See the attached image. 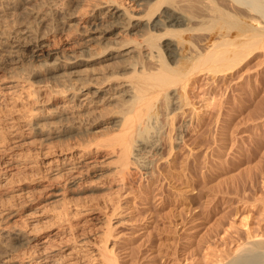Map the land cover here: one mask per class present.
I'll use <instances>...</instances> for the list:
<instances>
[{
	"label": "rangeland",
	"instance_id": "rangeland-1",
	"mask_svg": "<svg viewBox=\"0 0 264 264\" xmlns=\"http://www.w3.org/2000/svg\"><path fill=\"white\" fill-rule=\"evenodd\" d=\"M13 1L0 0V149L21 154L4 169L5 195L29 203L26 212L34 211L29 220L44 228L54 223L65 202H53L51 191L63 180H50L54 170L47 162L77 153L82 146L77 135L47 137L21 121L36 101L52 107L64 99L55 90L57 78L33 73L28 47L34 45L35 33L41 37L48 30L42 39L48 48L67 44L77 48L78 18L90 7L75 3L68 14L57 13L51 24L48 20L38 25L36 14L61 7L63 0H31L32 13L23 10L22 2L17 5L19 0ZM256 51L225 76L211 72L196 76L189 87L190 104L184 106L186 116L174 121L175 128L187 123L183 140L173 138L176 130L167 124L159 137V153L144 154L147 173L143 166H132L117 194L107 188L111 176L107 180L90 172L84 176L77 186L81 190L67 198L72 209L86 208L92 217L85 226L91 227L89 231L79 232L88 239L83 260H92L82 264L99 261L93 245L104 240L118 264H222L252 241L264 239V50ZM11 80L20 83L15 91L4 84ZM96 130L94 146L112 134ZM67 146L68 152L61 151ZM95 152L90 159L102 160L100 150ZM251 171H257L256 182L243 183ZM46 183L49 187L44 188ZM105 214L112 218L109 224L103 221ZM81 218L74 215L72 220Z\"/></svg>",
	"mask_w": 264,
	"mask_h": 264
},
{
	"label": "bare ground",
	"instance_id": "bare-ground-1",
	"mask_svg": "<svg viewBox=\"0 0 264 264\" xmlns=\"http://www.w3.org/2000/svg\"><path fill=\"white\" fill-rule=\"evenodd\" d=\"M30 1L19 0L17 5L22 2L23 10L32 13ZM75 3L90 7L87 15L78 18L77 48L70 44L48 48L42 40L48 30L41 37L35 33L34 45L28 47L33 73L57 78L60 84L55 90L64 99L52 107L36 101L34 110L21 121L39 135H77L82 147L77 153H64L47 162L54 170L50 180H63L51 191L53 202H65L54 223L44 228L29 220L34 213L26 212L29 203L5 195L8 178L4 169L10 168L11 160L19 159L21 151L0 149V264H82V248L88 239L79 234L89 228L85 226L92 217L86 208L72 209L67 198L81 190L77 186L84 176L89 172L106 180L111 176L113 182L105 185L117 194L132 166L149 171L144 154L159 153V137L167 124L176 130L173 138L183 140L187 123L175 128L174 121L186 113L189 87L196 76L210 72L225 76L256 49L264 50V0H63L61 7L37 13L38 25L48 20L51 24L57 13L68 14ZM4 84L10 91L20 85L14 80ZM31 93L37 94V90ZM96 128V132L112 133L97 144L99 148L93 145ZM171 144L173 147L172 139ZM67 149L69 146L61 151ZM97 149L102 160L90 159ZM257 177V171H251L242 180L254 184ZM47 187L49 183L44 185ZM79 214L82 218L74 222L72 217ZM109 216H102L105 224L112 219ZM93 247L99 261L92 264H118L107 240ZM222 264H264V239L252 241Z\"/></svg>",
	"mask_w": 264,
	"mask_h": 264
}]
</instances>
